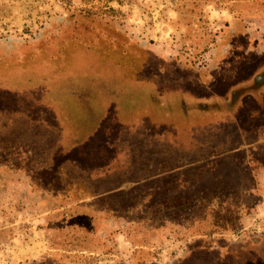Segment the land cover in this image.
I'll return each mask as SVG.
<instances>
[{
	"label": "rangeland",
	"instance_id": "obj_1",
	"mask_svg": "<svg viewBox=\"0 0 264 264\" xmlns=\"http://www.w3.org/2000/svg\"><path fill=\"white\" fill-rule=\"evenodd\" d=\"M93 61L169 102L60 113ZM2 77L0 264H264V0H0Z\"/></svg>",
	"mask_w": 264,
	"mask_h": 264
},
{
	"label": "trees",
	"instance_id": "obj_2",
	"mask_svg": "<svg viewBox=\"0 0 264 264\" xmlns=\"http://www.w3.org/2000/svg\"><path fill=\"white\" fill-rule=\"evenodd\" d=\"M86 62L83 64L82 67H79L80 69L77 68L76 70H69V71L65 72L66 73V74H64L65 76L63 75L61 77L56 78V79H59L58 81L53 80V83L51 84V89H53L54 91L50 90L49 95L58 96L57 99L54 98L53 102L57 106H59L58 110L60 113H62V111L60 110V107L64 108L65 107L64 105H66V103L71 101L70 97H72V96H70V95H74L72 91L74 88H76V86H83V90L85 88L83 98H81L79 100V102L83 101V99L86 98V96L91 97L92 94L88 95L89 90H90V92H97L98 95L108 97V99H106V101L114 102V103H117L118 105L128 104L132 99L129 96L130 95H133V96L136 95L137 96L138 94H141L142 97L145 96L149 100V103L154 104L156 107L163 105L162 103H160L163 100L166 103L169 102L168 98L164 97L163 92L160 91L157 88V86L151 85L148 83L147 84L145 83L144 85L150 86V87H143L140 84L135 85L136 81L138 79L136 81H134L133 79H131L130 76L122 74V69L109 70L108 68H106V69L104 68V69L98 70V69H94L95 68L94 61L90 64H86ZM91 68H93V69H91ZM45 75L48 76V73H46ZM0 79H3L2 81L4 82L3 84H0V89L3 92L7 93L9 91H14V90H12V87L9 86V84L7 83L8 78L2 77ZM125 80H130V81L134 82V84L132 85V88H128V85L124 82ZM89 81L90 82L95 81L96 87L89 86L88 85ZM104 81H107V82L104 83ZM13 82L15 83V80ZM114 83H119V85L114 84ZM116 87H119L120 93H119V91L116 92L113 90V89H117ZM22 89H24V88H20L19 90L21 91ZM183 93H184L183 95L185 97L186 94H185V92H183ZM188 93H190V92H188ZM4 97H6V96L4 95ZM102 98L103 97H101V99ZM98 102H99L98 100L95 101V103H98ZM156 102H157V104H156ZM71 111L72 110H70V113L68 115L72 116L74 118L75 115H74V113H72V115H71ZM156 112L158 114V116H156V118H160L161 115H159V113H161V112L160 111H156ZM166 117H168V116H166ZM161 121L162 120H157V121H155V123L160 124ZM66 127H70V128H68L67 130H63L64 133H63L62 142L64 144V147H62L60 149L59 153H62L63 155L68 153L69 149L72 147V144L78 143L77 146H79V149H77L75 156H78L77 158H80L81 156H83L81 153V150H82L81 145L86 142V141H82L81 139L87 137L86 136L87 133L84 134L85 132H83L84 131L83 129H85V126L82 128V130H76L77 127H74V126L71 127V125H68V124L65 125V129H66ZM69 129H73L74 132H72V131L69 132ZM98 156H99V154L96 155V158H99ZM217 217H219V216H217ZM217 221L221 222L223 220H222V218L219 217V220H217ZM220 222H218V223L220 224Z\"/></svg>",
	"mask_w": 264,
	"mask_h": 264
}]
</instances>
